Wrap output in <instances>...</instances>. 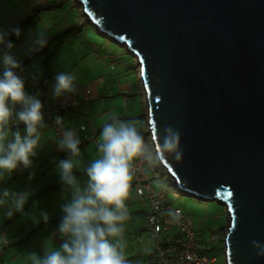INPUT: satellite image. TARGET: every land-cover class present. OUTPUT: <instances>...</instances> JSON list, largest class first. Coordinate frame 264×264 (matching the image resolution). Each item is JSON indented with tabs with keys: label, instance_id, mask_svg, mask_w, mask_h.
Listing matches in <instances>:
<instances>
[{
	"label": "water",
	"instance_id": "95a60500",
	"mask_svg": "<svg viewBox=\"0 0 264 264\" xmlns=\"http://www.w3.org/2000/svg\"><path fill=\"white\" fill-rule=\"evenodd\" d=\"M77 3L136 58L153 147L180 130L183 159L166 157L165 174L224 206L226 264H264L251 243H264V0Z\"/></svg>",
	"mask_w": 264,
	"mask_h": 264
},
{
	"label": "crops",
	"instance_id": "0c3cea01",
	"mask_svg": "<svg viewBox=\"0 0 264 264\" xmlns=\"http://www.w3.org/2000/svg\"><path fill=\"white\" fill-rule=\"evenodd\" d=\"M61 1L63 0H0V29L10 33L8 39L14 47L5 50L22 64L24 70L16 71L25 80L26 92L38 95L43 107L55 100L53 86L57 73L69 72L77 77L75 95L79 99L78 105L70 113L59 112L57 116L63 118L65 128L88 126L85 132H77L85 146L80 145L81 155L74 158V175L83 183L87 179L83 173L84 168L100 155L98 146L102 128L113 117L139 121L137 127L151 145L148 135V106L144 90H141L140 84L134 83L135 78L124 80L125 75H121V71L112 70L105 61L106 57L101 55L99 47L86 37L84 40V34L75 36L61 47H57V43L53 41L47 48L29 54L28 49L38 31H42L50 39L69 26L78 24L75 23L76 16L61 9L62 5L59 9L42 10L33 16L39 6H52ZM74 7H79L76 2ZM16 27L21 29V35L14 40L12 38L16 35L11 34L10 30ZM75 38H79V42ZM0 63L3 71L2 59ZM27 79L38 81L40 86L33 89L32 83ZM137 79L142 84L140 73ZM88 90L90 94L87 93ZM138 107L140 116L137 115ZM133 110L135 111L132 112ZM45 124L46 127L40 129V145L35 149L36 156L31 158L32 167L25 169L21 165L0 180V192L7 189L10 192L33 193L23 213L16 212L11 218L6 215L8 206H0V264H31L27 253L43 255L45 242L50 241V247H59L63 243L59 233L62 205L70 202L72 197L61 185L58 163L69 157L67 152L59 149L52 125L46 120ZM13 125L14 123L10 124V132L19 131L22 138L27 135L23 123L15 127ZM32 173L35 175L29 179ZM168 200L172 203L169 196ZM126 205L129 217L122 225V238L116 239L124 246L128 264H147V261L152 264H171L156 261L157 245L146 231L150 203L137 196L133 176ZM172 205L182 208L173 203ZM44 212L49 215L47 224L41 218V213ZM33 217L40 220V223H34ZM220 234H225V229L217 235ZM213 237L214 235L211 236V241H215ZM218 241L224 242V238ZM220 250L222 258L214 264H226L225 247Z\"/></svg>",
	"mask_w": 264,
	"mask_h": 264
},
{
	"label": "clouds",
	"instance_id": "9594fccd",
	"mask_svg": "<svg viewBox=\"0 0 264 264\" xmlns=\"http://www.w3.org/2000/svg\"><path fill=\"white\" fill-rule=\"evenodd\" d=\"M10 31L17 38L21 35L18 27ZM9 34L0 29V59L3 61L0 72V180L21 165L25 169L32 167L31 158L36 156L35 149L40 145V129L46 127L41 100L38 95L26 92L25 80L16 71L24 70L22 64L7 51L14 47L8 39ZM47 43V35L38 31L28 49L29 54L40 51ZM54 79V97L77 92L75 74L59 72ZM54 122L62 129L58 147L69 157L58 163L60 182L72 198L62 205L59 233L63 243L50 247L51 242L47 241L43 255L27 253L31 264H128L124 246L116 238H122V225L129 217L126 200L132 181V162L139 159L148 165H160L168 156L180 162L185 153L180 130L166 125L161 142L153 147L145 143L135 121L113 117L102 128L100 155L84 168L87 179L82 183L74 175V158L81 155L77 130L65 129L63 118L57 114ZM12 123L17 126L23 123L27 135L22 138L19 131L10 132ZM83 126L88 129L87 125H82L81 131ZM34 175L30 174L29 179ZM31 195L33 193L27 191L17 193L5 189L0 192V206H8L6 215L11 218L16 212L23 213ZM41 218L48 223V213H41ZM33 221L40 223L35 217ZM251 243L256 255L264 258V243L257 240Z\"/></svg>",
	"mask_w": 264,
	"mask_h": 264
},
{
	"label": "built area",
	"instance_id": "2783aa9c",
	"mask_svg": "<svg viewBox=\"0 0 264 264\" xmlns=\"http://www.w3.org/2000/svg\"><path fill=\"white\" fill-rule=\"evenodd\" d=\"M0 72H2V64H0ZM30 82L33 89L40 86L38 81L30 80ZM87 93L90 94V90ZM78 103L79 99L75 94H67L55 97V100L48 102L42 108L44 119L52 125L57 139L60 138L62 129L54 122L56 114L59 112L69 113ZM74 129L77 132H85L87 127L83 126V131L80 130L81 127ZM81 145L85 146L84 140L81 141ZM148 167H150L153 177L148 172ZM131 171L137 196L140 200H147L150 203L146 231L156 242V261L171 264L216 263L218 258L208 255L205 244L197 237L192 217L185 214L182 208L175 207L169 202L168 192L164 187L158 189L153 186L152 182L161 177L159 173L155 172L154 166L138 159L132 164ZM225 235L226 233L216 235L213 240L223 239ZM147 264L152 263L147 261Z\"/></svg>",
	"mask_w": 264,
	"mask_h": 264
},
{
	"label": "rangeland",
	"instance_id": "374dc122",
	"mask_svg": "<svg viewBox=\"0 0 264 264\" xmlns=\"http://www.w3.org/2000/svg\"><path fill=\"white\" fill-rule=\"evenodd\" d=\"M68 1L69 0H63L64 4L62 5L61 9H64L65 11L75 15V23L85 25V28L83 29L85 32L82 33L84 34V40L86 37L90 40L91 43L99 47V49L101 50V55L106 57L105 61L109 66H111L112 70L117 69L116 71H121V75H125L124 80H127L130 77H134V83L137 85L140 84L141 90H144L142 84L137 79L139 76L140 68L138 66V62L136 61V58H134V56L132 57L126 48H123L113 40L102 36L99 30L93 25L86 24L85 21H87V19L83 13L81 6L77 3V0H71L69 3H66ZM74 1L76 2V5L79 6L78 8L74 7ZM79 35H77V37H79ZM75 40L79 42V38H75ZM95 45L92 46L95 47ZM134 111L135 110H133L132 112ZM137 112V115L140 116L141 111L139 107L137 108ZM132 121H135L136 124H139V121L137 120ZM15 126L17 125L14 124L13 127ZM11 129L12 126H10V130ZM145 143L148 144L149 141H146L145 139ZM151 146L153 145L151 144ZM153 166L155 172L159 173L161 176L160 179H156L152 182L153 186L158 189L160 187H164L168 192L170 201L173 204H176V206H181L185 214L192 217L194 221V228L197 232V237L203 242V244H205V249L207 250L209 255L216 256L218 260H220L222 258V252L220 248L223 246V241H211V236H216L224 227H226L225 233L227 232L228 218L224 206H222L218 202L200 201L195 199L194 197L182 193L178 190V188L174 184V181L168 174H165V176L162 177L165 172L162 173V171L164 170L159 164ZM148 172L150 173L151 177H153V173L150 167H148Z\"/></svg>",
	"mask_w": 264,
	"mask_h": 264
},
{
	"label": "trees",
	"instance_id": "16d2710c",
	"mask_svg": "<svg viewBox=\"0 0 264 264\" xmlns=\"http://www.w3.org/2000/svg\"><path fill=\"white\" fill-rule=\"evenodd\" d=\"M63 1L61 2H58L56 5H45V6H39L38 7V10H36L34 13H33V16L37 15L39 12H41L42 10H47V9H59L61 5H63ZM43 7V8H42ZM86 22V21H85ZM86 24H89L88 22H86ZM85 28V25H80V24H76V25H73V26H69L68 28H66L65 30H63L62 32L56 34L55 36L51 37L50 39H48V43H47V46L46 48L51 44V42H56L57 43V47H61L64 45V43H66L67 41H70L71 39H73L75 36L79 35V34H82L84 32V29ZM20 38V37H19ZM17 38L16 36H14L12 39L14 40H17L19 39ZM58 48L55 50L57 51ZM142 133V132H141ZM144 136V135H143ZM226 227H224L223 229H225ZM222 229V230H223ZM221 230V232H222ZM223 246L220 248V249H223L224 246V242H222ZM208 255L209 253L206 252Z\"/></svg>",
	"mask_w": 264,
	"mask_h": 264
}]
</instances>
